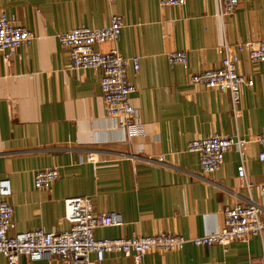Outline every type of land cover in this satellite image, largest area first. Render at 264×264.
<instances>
[{
	"label": "crops",
	"instance_id": "crops-1",
	"mask_svg": "<svg viewBox=\"0 0 264 264\" xmlns=\"http://www.w3.org/2000/svg\"><path fill=\"white\" fill-rule=\"evenodd\" d=\"M0 12L34 33L8 60L0 56V179L9 181L17 231L59 230L64 199L72 196L90 197L96 212L122 215L119 226L96 227L97 238L160 231L199 236L222 227L226 206L262 201L264 162L252 138L264 134V62L251 63L238 52L237 71L253 80L241 90L238 116L227 90L192 83L189 74L217 67L225 43L263 39L264 0H239L224 17L218 0L174 6L158 0H0ZM113 15L122 20L119 38L94 47H116L123 57L139 59L137 70L127 68L141 129L131 136L105 115L100 72L70 67L69 49L58 40L75 27L107 25ZM172 50L186 52V67L169 64ZM213 133L250 140L245 179L235 148L215 172L201 170L187 144ZM89 153L94 161L87 160ZM46 167H57L59 177L50 187L34 188V172ZM263 255L264 232L225 247L186 244L146 252L142 264H253ZM0 264H7L2 254ZM19 264L57 261L21 256ZM96 264L133 260L114 251Z\"/></svg>",
	"mask_w": 264,
	"mask_h": 264
},
{
	"label": "built area",
	"instance_id": "built-area-1",
	"mask_svg": "<svg viewBox=\"0 0 264 264\" xmlns=\"http://www.w3.org/2000/svg\"><path fill=\"white\" fill-rule=\"evenodd\" d=\"M110 2L114 0H109ZM186 0H158L160 6L182 5ZM219 14H231L239 0H218ZM122 27L121 17L113 15L107 25L101 27L79 26L58 35L59 43L69 49V65L77 69H93L100 72V90L105 115L115 120L118 128L125 129L129 136L141 129L135 121V107L132 95L135 86L127 77V68H139L137 56L123 57L116 47L106 51L95 49L96 44L115 42ZM34 33L8 19L0 12V56L8 60L15 50L28 45ZM220 64L217 67L202 68L190 73L192 83L204 87H219L227 90L234 116L239 115L241 90L253 84L237 71L238 52L244 51L251 63L264 62V38L246 40L230 46L225 43L219 50ZM170 65L188 64V56L183 50L167 53ZM252 140L259 145L257 158L264 162V134L255 135ZM250 140L240 136L229 137L220 133L192 139L187 149L198 156L199 166L204 173L215 172L222 164L225 153L235 148L240 156L239 175L245 179L244 155ZM87 160L94 161V154H87ZM159 161L163 156L158 157ZM59 177L57 167L38 169L33 174L36 189L50 187ZM247 187L251 184L246 183ZM262 201L253 199L236 202L223 209V224L219 230L199 236L185 237L166 231L150 235L132 234L131 236L97 238L94 229L98 226H119L122 215L114 210L96 212L90 197L72 196L64 199L63 223L59 230L34 228L17 231L13 219V206L9 202L10 186L8 179H0V254L7 264H19L21 256L29 261L56 260L57 264H96L106 252H121L130 256L133 264H142L143 255L150 251L180 250L186 244L227 246L230 242L248 236L262 237L264 232V183L259 185ZM95 255V259L91 258ZM253 264H264L263 257Z\"/></svg>",
	"mask_w": 264,
	"mask_h": 264
}]
</instances>
